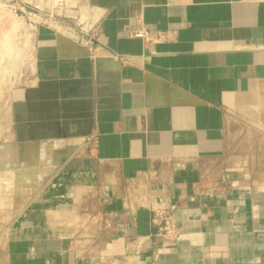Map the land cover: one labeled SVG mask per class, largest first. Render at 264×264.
<instances>
[{"label":"crops","instance_id":"1","mask_svg":"<svg viewBox=\"0 0 264 264\" xmlns=\"http://www.w3.org/2000/svg\"><path fill=\"white\" fill-rule=\"evenodd\" d=\"M65 4L103 50L39 27L0 103V261L264 264V0Z\"/></svg>","mask_w":264,"mask_h":264},{"label":"built area","instance_id":"2","mask_svg":"<svg viewBox=\"0 0 264 264\" xmlns=\"http://www.w3.org/2000/svg\"><path fill=\"white\" fill-rule=\"evenodd\" d=\"M50 6L46 7L27 0H0V15L3 13L9 14L11 17L17 18L28 26L29 40L34 41L33 49V71L35 61V41L39 27L45 26L52 29L58 34L65 35L87 49L90 58L96 59L100 56L103 50L97 43L98 29L95 24L87 19H77V22L70 23L68 17L63 14V9L66 6L65 0H49ZM135 38L147 40L149 32L141 30L135 32ZM164 38V36H162ZM120 60L127 64L129 57L122 55ZM33 76V72H32ZM31 76V77H32ZM152 223L158 228L157 236L163 240V246L170 248L176 245L180 237V228L177 224V219L171 210L164 208H153ZM132 246L139 247V238H135L131 242ZM103 264L107 262L103 259Z\"/></svg>","mask_w":264,"mask_h":264},{"label":"rangeland","instance_id":"3","mask_svg":"<svg viewBox=\"0 0 264 264\" xmlns=\"http://www.w3.org/2000/svg\"><path fill=\"white\" fill-rule=\"evenodd\" d=\"M27 28L24 22L9 14L0 15V103L12 88L25 84L32 76L34 41L29 40ZM246 155H249L248 142ZM242 165L246 169L250 167L247 159ZM256 165L253 159V167ZM0 264L3 263L0 261Z\"/></svg>","mask_w":264,"mask_h":264}]
</instances>
